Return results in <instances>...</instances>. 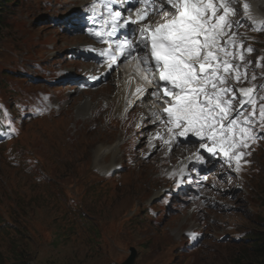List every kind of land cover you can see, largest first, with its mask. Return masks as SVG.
Returning <instances> with one entry per match:
<instances>
[{"label":"rangeland","instance_id":"obj_1","mask_svg":"<svg viewBox=\"0 0 264 264\" xmlns=\"http://www.w3.org/2000/svg\"><path fill=\"white\" fill-rule=\"evenodd\" d=\"M12 1L0 28V264L54 255L124 264L132 247L135 264L255 261L264 243V138L244 149L239 171L233 160L216 169L219 182L201 186L187 167L199 148L159 151L131 127L135 112L125 121L116 113L114 74L90 91L91 65L71 54L86 53L91 39L62 25L81 0ZM237 3V47L254 49L247 67L262 86L264 23ZM100 145L109 151L96 156Z\"/></svg>","mask_w":264,"mask_h":264},{"label":"snow or ice","instance_id":"obj_2","mask_svg":"<svg viewBox=\"0 0 264 264\" xmlns=\"http://www.w3.org/2000/svg\"><path fill=\"white\" fill-rule=\"evenodd\" d=\"M237 2L137 0L151 11H137L135 19L124 20V26L137 25L140 39L134 42L125 38L116 51L126 59L138 49L147 50L140 63L156 83L152 94L164 105L168 132L186 139L198 138L200 149L212 156L223 153L229 165L236 161L239 171L240 160L249 154L244 149L250 142L264 138L260 135L264 133V103H257L256 87H235L247 80V67L242 70L237 59L243 61L244 51L254 50L243 49L242 44L239 53L234 50L237 41L230 30L238 22L230 16L236 14L232 5ZM243 8L247 11L249 5L245 3ZM153 13L162 15L164 22L140 26ZM120 15L115 13L109 36L116 34V18ZM109 56L115 63V52ZM259 99L264 101V96Z\"/></svg>","mask_w":264,"mask_h":264},{"label":"bare ground","instance_id":"obj_3","mask_svg":"<svg viewBox=\"0 0 264 264\" xmlns=\"http://www.w3.org/2000/svg\"><path fill=\"white\" fill-rule=\"evenodd\" d=\"M247 4V5H249V7H250V2H248L247 0H239V2L237 3V6H239L240 7V9L241 10H244V8H243V5L244 4ZM262 1L261 0H255V1H253V3H252V7L250 8V10H249V12L248 13H254L255 11H258V12H260V11H263L264 12V9H263V7H262ZM232 7H234L235 9H236V4L234 3L233 5H232ZM77 13H79V11H77ZM239 14V13H238ZM237 13L234 15V17L236 18L237 16H239ZM231 18L230 17V19L231 20H233V19H235V18ZM258 22L259 23H263L264 22V18L262 17V16H260L259 18H258ZM82 42H80V44H81ZM83 45H85V44H87V43H82ZM115 77H117V76H115V74H114V76H113V79H111V85H112V92H111V94H112V96L113 97H111V101L114 103V105H115V107H116V113L118 114V113H120V115H122L123 116V114H122V108H123V103H124V98H125V96L127 95V94H134L139 88H141V90L145 93V98H147V99H150V93L154 90V87L150 84V83H146L145 85H143V86H141L142 85V82H143V80H142V78H140L139 80L138 79H136L135 77H126V78H119V79H116ZM115 78V79H114ZM155 91V90H154ZM156 101L159 103V104H161L162 106H164L163 105V103H162V101H161V99H156ZM85 106H89L90 108L92 107V103H91V101L90 102H88L87 104H85L84 105V107ZM147 108H148V111L149 112H153V111H155L156 109H155V103H151V102H149V103H147ZM76 116V115H75ZM83 116V115H82ZM94 123V122H93ZM8 127V126H7ZM7 129V128H6ZM8 130V129H7ZM9 131V130H8ZM103 147V145H100V146H98V147ZM96 151V150H95ZM106 151H109V149H107V148H104L103 147V149L102 150H100L99 151V154H96V156H98V155H100V156H102V153H104V152H106ZM99 156V157H100ZM96 159H98V158H96ZM100 159V158H99ZM99 161V160H98ZM90 162V161H89ZM98 163V162H97ZM110 167V166H109ZM101 168V167H100ZM162 168V167H161ZM163 169H164V166H163ZM103 170H104V168H103ZM107 170H109V169H107ZM106 170V171H107ZM156 170V169H155ZM167 173V172H166ZM143 176V175H142ZM166 176V175H165ZM147 183V182H146ZM157 194V193H156ZM174 229V228H173ZM185 229V228H184ZM181 230V229H180ZM183 230V229H182ZM200 230V229H199ZM171 231V230H170ZM173 231V230H172ZM183 232H184V230H183ZM182 232V233H183ZM179 233H180V231H179ZM178 233V234H179ZM188 233V232H187ZM190 234V233H189ZM169 236H171V235H169ZM137 254H138V252H137ZM137 258V257H136Z\"/></svg>","mask_w":264,"mask_h":264},{"label":"trees","instance_id":"obj_4","mask_svg":"<svg viewBox=\"0 0 264 264\" xmlns=\"http://www.w3.org/2000/svg\"><path fill=\"white\" fill-rule=\"evenodd\" d=\"M12 0H2L0 1V10L2 13H0V28L2 26L3 22V15L5 12L8 11L9 6L7 4L12 3ZM256 250L260 255H255L257 258L255 261L252 262H241V258L239 260H235L233 264H264V243L262 245H256L255 246ZM14 252L16 253V250L14 248ZM71 264L69 261H66L65 256L63 255H54V257H49L46 261H42L41 264ZM80 264V263H77Z\"/></svg>","mask_w":264,"mask_h":264},{"label":"water","instance_id":"obj_5","mask_svg":"<svg viewBox=\"0 0 264 264\" xmlns=\"http://www.w3.org/2000/svg\"><path fill=\"white\" fill-rule=\"evenodd\" d=\"M136 257H137V250L133 247L130 248V255L124 264H135Z\"/></svg>","mask_w":264,"mask_h":264}]
</instances>
